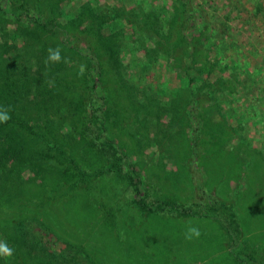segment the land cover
I'll list each match as a JSON object with an SVG mask.
<instances>
[{
	"label": "rangeland",
	"instance_id": "374dc122",
	"mask_svg": "<svg viewBox=\"0 0 264 264\" xmlns=\"http://www.w3.org/2000/svg\"><path fill=\"white\" fill-rule=\"evenodd\" d=\"M0 107V264H264V0H0ZM192 168L238 256L210 217L136 205L129 174L191 205Z\"/></svg>",
	"mask_w": 264,
	"mask_h": 264
},
{
	"label": "trees",
	"instance_id": "16d2710c",
	"mask_svg": "<svg viewBox=\"0 0 264 264\" xmlns=\"http://www.w3.org/2000/svg\"><path fill=\"white\" fill-rule=\"evenodd\" d=\"M37 24L43 28H49V25L42 20H37ZM24 85H18L15 87V94L22 95L26 92L23 88ZM98 88L95 87L94 94L98 95ZM100 111V110H99ZM194 118V116H193ZM193 151L191 154L194 156ZM191 155V156H192ZM126 157H120L118 164V173L124 176V165L127 163ZM192 178L194 181L193 187V199L194 202L189 206H183L176 202L156 201L154 203H148L140 196L144 192V185L138 175L131 177L129 174V183L135 194V203L139 210L144 212H176L182 216L194 217L205 216L207 218L216 221L225 230L229 240L230 247L233 248V253L238 256L240 249V226L237 220V215L233 211V208L227 204L221 203L219 200L211 195L205 186L204 180L200 171L192 168ZM253 253H246L244 264L254 263Z\"/></svg>",
	"mask_w": 264,
	"mask_h": 264
},
{
	"label": "clouds",
	"instance_id": "9594fccd",
	"mask_svg": "<svg viewBox=\"0 0 264 264\" xmlns=\"http://www.w3.org/2000/svg\"><path fill=\"white\" fill-rule=\"evenodd\" d=\"M68 63L69 61L61 56V49L59 47L53 49H48V56L46 63ZM85 69L84 65L80 66V73L83 74ZM10 109L0 107V123H6L10 120ZM200 236V231L197 227H189L185 233L186 240L198 239ZM15 249L10 246L7 241H0V258H10L14 256Z\"/></svg>",
	"mask_w": 264,
	"mask_h": 264
}]
</instances>
